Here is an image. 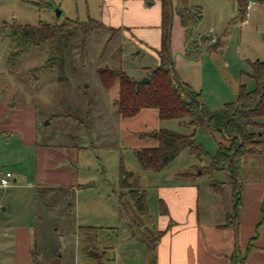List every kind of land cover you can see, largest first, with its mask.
<instances>
[{
	"label": "rangeland",
	"instance_id": "1",
	"mask_svg": "<svg viewBox=\"0 0 264 264\" xmlns=\"http://www.w3.org/2000/svg\"><path fill=\"white\" fill-rule=\"evenodd\" d=\"M246 1L253 5L246 8L241 19L236 0L223 3L221 11L208 0H202L198 27L216 40L192 46L205 49L210 44L215 47L213 51L204 50L199 65H184L179 62V50H173L176 72L201 93L204 107L209 111L235 101L240 85L252 90L255 87L251 78L252 64L264 61V0ZM38 3L39 0H0V111L11 110L12 106L17 110L30 107L36 112V141L40 146L75 148L80 187L35 188L34 148L21 146L14 132L20 118L7 119L4 125L13 133L11 136L8 132L0 134V173L9 172L16 181L6 188L0 187V264H15L16 226L31 229L40 264H54L56 260L58 264H95L85 247L96 254L104 252L102 264L149 263V245L155 243L159 234L154 226L157 206L153 196V183L159 175L142 169L137 152L156 139L153 132H140L144 119L131 117L130 120L116 115L112 99L118 94L117 85L104 89L96 69H122L129 77L136 78L146 74L141 71L142 67L151 68L154 62L146 50L124 39L117 31L108 30L91 33L84 65L79 62V35L72 39L65 66L67 80L63 82L57 80L55 71L42 68L49 42L32 45L8 62L13 24H54L65 17L79 21L100 20L102 0H51L50 8L40 7ZM56 10L61 12L60 16H56ZM87 116L89 134L83 127ZM177 122L162 121L160 127L183 134L193 132L194 139L208 155L216 153L217 142L229 143L228 138L203 125L193 130ZM259 138L264 139V133ZM258 150L243 159L242 190L248 183L264 184V144L259 145ZM189 154L188 150H183L163 168L160 179L164 181L173 171L180 170L190 176L200 171L203 197L206 195L204 185L210 180L221 181L224 174L213 171L210 177L208 158ZM120 165L134 173L128 179V189L118 188ZM136 177L140 180L139 188L148 191L147 221L135 215L130 207L129 191L135 190ZM57 188L62 190L56 191ZM119 197L127 215L121 209ZM79 226L97 227L96 237L79 233ZM5 230L9 231L6 238L2 237ZM85 240L89 244L85 245Z\"/></svg>",
	"mask_w": 264,
	"mask_h": 264
},
{
	"label": "trees",
	"instance_id": "2",
	"mask_svg": "<svg viewBox=\"0 0 264 264\" xmlns=\"http://www.w3.org/2000/svg\"><path fill=\"white\" fill-rule=\"evenodd\" d=\"M180 7L175 12L179 16L180 24L184 28V55L188 62H194L201 58L204 50L213 51L215 47L208 46L203 49L193 48L198 41L192 39V30L196 28L201 20L199 6H189L186 0H179ZM241 19L246 13L247 1L236 0ZM161 3V38L160 47L155 50L157 64L147 68L145 76L148 80L137 85L134 78L129 77L122 69L109 67H98V75L101 86L109 90L113 85H117V98L112 105L116 115L121 118H131L143 108H154L161 120H176L179 123L193 127L205 126L207 129L217 131L222 137L228 138V144L217 142V151L213 155H208L202 145L193 137V132L183 134L167 128H159L153 132L156 145L141 148L137 152L138 161L142 169L158 172L166 167L183 150L197 157H207L208 173L213 171H226L230 177L233 191L234 213L226 215L225 226L237 227L236 217L239 215L240 194L242 192V164L244 157L259 152L258 147L264 144V139L259 138L264 133V61H255L252 64L251 78L255 81L252 90H246L244 85H240L235 101L225 103L221 108L209 111L204 107L201 93L196 92L190 85L178 79L174 67V61L170 48L171 23L174 14L172 0H160ZM39 6L51 7V0H39ZM10 39L12 45L8 54V62H12L22 52L32 45H40L49 42L47 59L42 68L55 71L57 80L63 82L67 80L65 66L68 62L67 51L71 46L72 39L78 34L79 62L84 65L87 57L88 39L93 32L97 31H118L104 24L100 20L88 18L86 21L63 18L59 23L39 22L36 25L13 24ZM112 39H107L106 43ZM204 41V40H202ZM91 105V100L88 99ZM84 129L89 134V117H86ZM134 173L126 171L122 165L119 167L118 188L128 189V179ZM135 190L129 191L130 207L138 217H143L147 221L149 218V208L146 200V192L139 188V177ZM137 182V181H136ZM211 187L215 192L222 190V183L211 181ZM80 187V185H78ZM57 188L56 191H61ZM60 193V192H59ZM58 193V194H59ZM121 209L127 215L123 207ZM158 211L160 215L166 214L167 210L163 203H159ZM261 217L258 226L264 224V206L261 209ZM78 232L87 236L96 237L98 228L94 226H79ZM160 234V232H159ZM158 234V236H159ZM158 239V237H157ZM156 239V240H157ZM85 245L89 244L86 240ZM150 246V264L155 261L154 246ZM251 248V241L248 243L246 251ZM88 256L95 264H102L103 253H94L89 247H85ZM246 254V253H245ZM233 253L232 264L242 263L246 255ZM31 264H40L35 246L31 251ZM54 264H58L56 260Z\"/></svg>",
	"mask_w": 264,
	"mask_h": 264
},
{
	"label": "crops",
	"instance_id": "3",
	"mask_svg": "<svg viewBox=\"0 0 264 264\" xmlns=\"http://www.w3.org/2000/svg\"><path fill=\"white\" fill-rule=\"evenodd\" d=\"M208 1L212 7L215 5L221 11L223 3L229 0ZM201 2L202 0H186L189 6H199ZM172 5L174 7L170 37L172 58L174 57L173 50L177 48L182 55H180L179 62L184 65H199L201 58L194 62H188L185 59V31L175 12L180 7V1L172 0ZM100 14V21L113 28H118L117 32L122 34L124 39L127 38L129 42L147 51L149 58L154 62L152 66L157 64L155 50L160 47L161 38L160 0H102ZM198 26L192 30L193 34L191 33L192 39L198 41V45H202V40L204 42L211 39L216 40L214 36L208 37V32L200 30ZM146 68L148 67H142L141 71H146ZM176 73L180 81L187 83L186 78L182 76V79L179 73ZM140 75V77L131 78L138 79L145 76V74ZM116 98L117 96H114L112 102ZM1 111L0 134L8 132L11 136L13 132L6 129L7 126L4 123L7 119L12 121L16 117L20 118L19 125H15L14 132L21 146L34 148L33 186L35 188L46 185L76 188L78 186L77 150L67 145L63 147L47 144L40 146L36 141V112L32 108L17 110L12 106L11 110L7 108L5 112L1 113ZM132 118L145 120L140 128L143 134L156 131L161 128L160 123L166 121L159 119L154 108H143ZM177 124L184 126L183 123L177 122ZM154 145L156 141L145 144V147ZM163 171L162 169L154 172L159 175L153 183V196L157 206L154 226L160 234L155 241L153 264H232L231 256L234 252L242 256L246 253L244 261L238 264H264V224L257 225L262 215V206H264V184L248 183L245 185L239 196L237 227L233 228L224 225L226 215L234 213L233 191L227 172L218 171L224 174L221 181L215 180L223 184L220 192L212 189L210 185L212 180H210L204 185L206 195L201 197L202 185L199 184V179L202 174L200 171L194 176L185 175V172H180V170L173 171L164 181H161L160 175ZM209 176L211 177L212 173ZM145 192L147 197L148 191L145 190ZM159 203H163L166 207V214H159ZM8 234L9 231L5 230L2 237L6 238ZM250 241L251 248L246 251ZM33 243L29 227L16 226L14 228L15 264H31ZM148 255L150 257V252ZM144 264L150 263L146 261Z\"/></svg>",
	"mask_w": 264,
	"mask_h": 264
},
{
	"label": "built area",
	"instance_id": "4",
	"mask_svg": "<svg viewBox=\"0 0 264 264\" xmlns=\"http://www.w3.org/2000/svg\"><path fill=\"white\" fill-rule=\"evenodd\" d=\"M253 5V2H247V9ZM14 177L11 173L6 172L0 176V187L6 188L12 184Z\"/></svg>",
	"mask_w": 264,
	"mask_h": 264
},
{
	"label": "water",
	"instance_id": "5",
	"mask_svg": "<svg viewBox=\"0 0 264 264\" xmlns=\"http://www.w3.org/2000/svg\"><path fill=\"white\" fill-rule=\"evenodd\" d=\"M60 13L61 12L59 10H56V16H60ZM7 33H10V29H7ZM147 80H148V77L143 76V77L137 79L136 83H137V85H140V84L146 82Z\"/></svg>",
	"mask_w": 264,
	"mask_h": 264
}]
</instances>
